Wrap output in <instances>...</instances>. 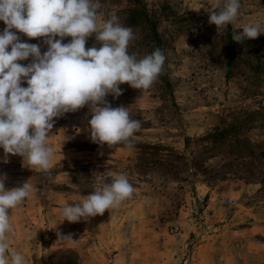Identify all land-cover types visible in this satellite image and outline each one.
<instances>
[{
    "label": "rangeland",
    "instance_id": "1",
    "mask_svg": "<svg viewBox=\"0 0 264 264\" xmlns=\"http://www.w3.org/2000/svg\"><path fill=\"white\" fill-rule=\"evenodd\" d=\"M222 4L99 0L97 27L116 12L135 34L129 54L160 48L163 70L148 89L124 83L118 98L106 97L141 122L132 148L92 143L87 106L54 118L47 172L20 156L5 162L0 148L6 190L32 185L10 210L6 264L13 253L23 264H264V34L231 37L227 51L230 32L255 23L264 30V0H240L237 19L217 32L208 15ZM12 31L47 50L44 38ZM95 45L93 34L85 48ZM121 174L134 188L130 198L89 221H63L65 206Z\"/></svg>",
    "mask_w": 264,
    "mask_h": 264
},
{
    "label": "clouds",
    "instance_id": "2",
    "mask_svg": "<svg viewBox=\"0 0 264 264\" xmlns=\"http://www.w3.org/2000/svg\"><path fill=\"white\" fill-rule=\"evenodd\" d=\"M99 0H0V148L4 161L20 156L26 167L47 172L53 149L48 145L54 118L88 107L91 119L87 131L92 143L113 148L124 143L132 148L131 137L141 127L130 118L129 107H112L106 97L118 98L121 84L139 90L150 88L163 70L165 55L160 48L138 59L129 54L135 39L131 27L124 26L112 12L98 28ZM240 0H223L209 15L217 32L237 19ZM16 29L28 38H44L40 44L21 42ZM95 34L96 45L86 50L87 39ZM264 34L259 23L233 31L232 39L243 43ZM59 37L60 39H56ZM65 37L72 39L63 43ZM189 47V46H188ZM10 48V51H9ZM31 57L30 63L24 65ZM27 84L23 87L22 84ZM31 130V131H30ZM7 174H0V264H6L9 245L10 210L20 205L32 191L27 181L6 190ZM134 192L124 175L88 194L80 203L65 206L63 221H89L118 207ZM59 235V233H58ZM61 239H72V234ZM11 264H23L19 253L11 254Z\"/></svg>",
    "mask_w": 264,
    "mask_h": 264
},
{
    "label": "trees",
    "instance_id": "3",
    "mask_svg": "<svg viewBox=\"0 0 264 264\" xmlns=\"http://www.w3.org/2000/svg\"><path fill=\"white\" fill-rule=\"evenodd\" d=\"M153 31L155 32V30L153 29ZM231 37H232V34H231V32H230V34H229V41H228V44H227V51H228V54H229V56H231ZM230 62H231V60H229L228 61V64L227 65H230Z\"/></svg>",
    "mask_w": 264,
    "mask_h": 264
}]
</instances>
